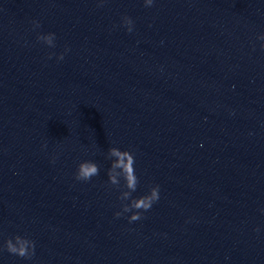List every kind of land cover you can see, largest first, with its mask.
<instances>
[{
    "label": "water",
    "instance_id": "1",
    "mask_svg": "<svg viewBox=\"0 0 264 264\" xmlns=\"http://www.w3.org/2000/svg\"><path fill=\"white\" fill-rule=\"evenodd\" d=\"M260 32L264 0H0V240L36 241L0 264H264ZM113 143L135 150L133 195L160 185L132 223Z\"/></svg>",
    "mask_w": 264,
    "mask_h": 264
},
{
    "label": "clouds",
    "instance_id": "2",
    "mask_svg": "<svg viewBox=\"0 0 264 264\" xmlns=\"http://www.w3.org/2000/svg\"><path fill=\"white\" fill-rule=\"evenodd\" d=\"M143 4L150 7L154 4V0H143ZM120 23L127 32L131 33L134 30V20L131 16H122ZM31 24L33 29L40 28V21L37 19H33ZM256 38L260 41V47L264 48V32H260ZM36 39L49 48L56 47V33L53 31L37 32ZM68 51L69 48L65 47L64 51L59 53L49 52L48 58L51 59L55 56L57 61H61ZM106 160L108 161L107 183L119 189L117 199L120 201V206L114 212V216L125 217L129 223L140 220L144 213L160 199V185L158 183L149 184L147 191L133 195L140 183V177L136 171L134 149H122L113 143L106 150ZM99 172L100 165L95 160L82 159L76 165L74 177L78 181H89ZM260 212L264 213V208H261ZM256 231H260L259 226H257ZM3 251L25 260H31L36 252V241L27 234L15 233L0 240V252Z\"/></svg>",
    "mask_w": 264,
    "mask_h": 264
}]
</instances>
